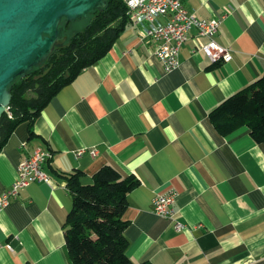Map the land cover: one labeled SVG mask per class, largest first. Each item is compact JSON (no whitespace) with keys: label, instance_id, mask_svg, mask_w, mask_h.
Instances as JSON below:
<instances>
[{"label":"crops","instance_id":"crops-1","mask_svg":"<svg viewBox=\"0 0 264 264\" xmlns=\"http://www.w3.org/2000/svg\"><path fill=\"white\" fill-rule=\"evenodd\" d=\"M182 4L201 19L224 17L215 40L231 61H210L199 49L206 39L192 31L179 68L166 73L144 37L148 24L129 22L105 56L1 149L0 195L38 148L52 153L44 170L53 184L31 183L0 209V241L11 247H0V264H69L63 226L72 202L56 173L90 177L104 165L138 180L123 215L133 262L264 264V143L246 127L222 136L208 117L264 75V0ZM168 192L182 231L153 212L154 198Z\"/></svg>","mask_w":264,"mask_h":264},{"label":"trees","instance_id":"trees-1","mask_svg":"<svg viewBox=\"0 0 264 264\" xmlns=\"http://www.w3.org/2000/svg\"><path fill=\"white\" fill-rule=\"evenodd\" d=\"M104 2V7L84 18L71 22L63 18L59 37L67 40L24 78L10 84L11 101L0 118V151L18 125L32 126L51 99L105 56L125 30L129 23L126 4L123 0ZM208 117L222 136L246 127L256 143H264V75L218 104ZM56 175L64 180L72 202L63 226L69 264H150L135 263L127 256L129 224L123 215L130 192L138 186L133 175L123 176L111 165L90 177L81 170Z\"/></svg>","mask_w":264,"mask_h":264},{"label":"built area","instance_id":"built-area-1","mask_svg":"<svg viewBox=\"0 0 264 264\" xmlns=\"http://www.w3.org/2000/svg\"><path fill=\"white\" fill-rule=\"evenodd\" d=\"M123 2L128 8L129 22L132 25L141 22L148 24L144 37L156 43L153 54L162 63L166 73L179 68L180 50L192 31L206 39V43L199 45V49L210 61L224 63L231 61V51L220 46L215 40L224 17L201 19L195 12L188 11L182 0H123ZM160 17H167V20L158 22L157 19ZM51 158L52 153L49 150L38 148L21 161L17 167V180L10 189L0 195V209L7 206L31 183L53 184L51 177L44 170V165ZM174 200L172 193L161 194L154 198L152 209L156 215L172 221L175 230L182 231L186 226L177 217L178 211L174 207ZM3 246L11 249L9 244L4 245L0 241V247Z\"/></svg>","mask_w":264,"mask_h":264},{"label":"water","instance_id":"water-1","mask_svg":"<svg viewBox=\"0 0 264 264\" xmlns=\"http://www.w3.org/2000/svg\"><path fill=\"white\" fill-rule=\"evenodd\" d=\"M104 0H0V118L10 101V84L40 65L56 45L58 26L84 18Z\"/></svg>","mask_w":264,"mask_h":264},{"label":"bare ground","instance_id":"bare-ground-1","mask_svg":"<svg viewBox=\"0 0 264 264\" xmlns=\"http://www.w3.org/2000/svg\"><path fill=\"white\" fill-rule=\"evenodd\" d=\"M52 180V179H51Z\"/></svg>","mask_w":264,"mask_h":264}]
</instances>
